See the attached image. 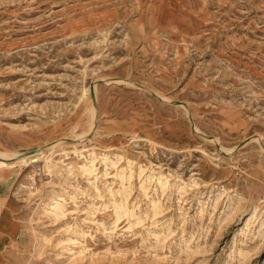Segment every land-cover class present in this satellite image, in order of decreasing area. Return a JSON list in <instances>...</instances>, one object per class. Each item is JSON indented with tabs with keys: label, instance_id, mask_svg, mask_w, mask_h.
<instances>
[{
	"label": "rangeland",
	"instance_id": "374dc122",
	"mask_svg": "<svg viewBox=\"0 0 264 264\" xmlns=\"http://www.w3.org/2000/svg\"><path fill=\"white\" fill-rule=\"evenodd\" d=\"M0 151V264H264V0H0Z\"/></svg>",
	"mask_w": 264,
	"mask_h": 264
},
{
	"label": "bare ground",
	"instance_id": "6f19581e",
	"mask_svg": "<svg viewBox=\"0 0 264 264\" xmlns=\"http://www.w3.org/2000/svg\"><path fill=\"white\" fill-rule=\"evenodd\" d=\"M84 92V94L83 95H85V93H87V89H84L83 90ZM91 115L94 117L95 116V112H94V109L92 108L91 110ZM91 116V117H92ZM94 119V118H93ZM92 122V121H91ZM43 152H36L34 155H32V156H27V157H19L20 156V154H18V153H11V154H9V153H6V152H2V151H0V166H2V165H7V166H12V165H14L16 162H24V163H27L28 162V160L29 159H32V161L34 162V161H38L39 160V156L42 154ZM20 159H19V158ZM105 157H107V156H105ZM19 159L18 161H13V162H11V163H9V164H6L5 163V161L6 160H11V159ZM106 160H107V158H106ZM94 161H95V158L94 157H92V161H91V163L89 164V166H87L86 164L85 165H83L82 166V168L83 169H85L86 171H88V173L90 174V173H94V171H95V169H94V166H95V164H94ZM108 161V160H107ZM111 161V160H110ZM129 162V164H131V161H128ZM105 163V162H104ZM57 164V163H56ZM106 164V163H105ZM109 164V163H108ZM69 166V165H68ZM108 170V169H107ZM121 172V171H120ZM109 173V172H108ZM127 174V173H126ZM130 177V176H129ZM162 181V180H161ZM164 184V183H163ZM162 186V185H161ZM162 188V187H161ZM128 194V193H127ZM123 195V194H122ZM119 201V200H118ZM56 206H58L57 204H52V207H51V210L53 211V210H55V208H57ZM115 206H116V208H117V210L118 209H121L122 207H123V203H122V201H119V202H115ZM121 212V211H120ZM231 217V215H227V217H226V219H228V218H230Z\"/></svg>",
	"mask_w": 264,
	"mask_h": 264
}]
</instances>
